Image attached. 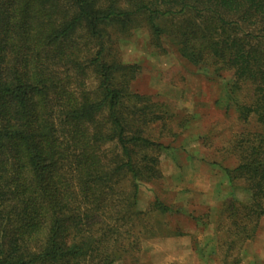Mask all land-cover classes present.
<instances>
[{
    "label": "trees",
    "instance_id": "16d2710c",
    "mask_svg": "<svg viewBox=\"0 0 264 264\" xmlns=\"http://www.w3.org/2000/svg\"><path fill=\"white\" fill-rule=\"evenodd\" d=\"M146 29L174 53L223 79L238 119L220 204L221 264L264 217V0H0V264H116L173 208L143 184L162 179L175 109L133 89L141 72L120 41ZM157 131L158 134H155ZM247 196L238 197V191ZM200 220V219H199Z\"/></svg>",
    "mask_w": 264,
    "mask_h": 264
},
{
    "label": "rangeland",
    "instance_id": "374dc122",
    "mask_svg": "<svg viewBox=\"0 0 264 264\" xmlns=\"http://www.w3.org/2000/svg\"><path fill=\"white\" fill-rule=\"evenodd\" d=\"M119 56L125 64L141 67L134 90L169 104L175 109L178 122H188L177 129L179 137L165 140L171 148L160 155L162 179L143 184L139 194L138 207L142 211L149 210L155 198L173 208L172 213L156 214L150 219L151 225L160 226L157 232L170 235L141 241L136 260L119 259L116 264H177L169 262L173 247L167 241L179 237L191 239L195 264H221L224 235L216 229L220 204L230 196L222 166L233 168L237 164L236 157L222 148L228 147L236 133L255 130L256 124L238 119L225 90V84L232 80L229 74L216 79L174 53L159 56L150 45L146 29L135 30L122 39ZM237 191L238 197L247 196ZM155 240L164 242H151ZM234 257L235 264H264V217L253 238L237 242Z\"/></svg>",
    "mask_w": 264,
    "mask_h": 264
},
{
    "label": "crops",
    "instance_id": "0c3cea01",
    "mask_svg": "<svg viewBox=\"0 0 264 264\" xmlns=\"http://www.w3.org/2000/svg\"><path fill=\"white\" fill-rule=\"evenodd\" d=\"M169 245L173 247V256L169 258L170 261H175L177 264H195V254L192 249L191 239L187 237L169 238ZM161 241V242H160ZM152 243H163L164 240L151 241Z\"/></svg>",
    "mask_w": 264,
    "mask_h": 264
}]
</instances>
